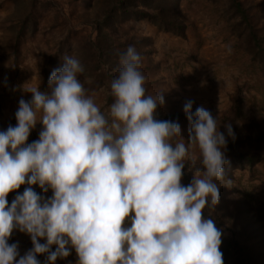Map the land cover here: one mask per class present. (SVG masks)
<instances>
[{"label":"clouds","instance_id":"9594fccd","mask_svg":"<svg viewBox=\"0 0 264 264\" xmlns=\"http://www.w3.org/2000/svg\"><path fill=\"white\" fill-rule=\"evenodd\" d=\"M84 70L65 55L47 90L25 89L31 99L19 100L15 126L0 131V264H40L39 254L55 264L73 250L76 264H224L222 231L203 211L219 202L217 181L231 184L217 120L186 102L185 140L178 122L156 119L164 97L146 94L134 46L119 53L106 112L78 78ZM37 124L38 139L27 143ZM197 150L202 168L185 186V161L195 163ZM14 230L30 237L23 255L8 243Z\"/></svg>","mask_w":264,"mask_h":264},{"label":"rangeland","instance_id":"374dc122","mask_svg":"<svg viewBox=\"0 0 264 264\" xmlns=\"http://www.w3.org/2000/svg\"><path fill=\"white\" fill-rule=\"evenodd\" d=\"M113 1L0 0V131L15 126L19 100L31 99L25 89L47 90L50 73L65 55L81 61L85 70L78 78L106 112L119 53L131 45L141 56L146 94L164 97L156 112L175 114L192 101L193 113L201 106L209 110L227 141L233 138L225 127L230 124L237 144L252 149L255 143L248 139L264 132V0H177L176 8L170 0H152V5L132 0L149 14L161 13L122 16L116 8L103 20ZM179 26L180 33L173 30ZM168 120L180 124L187 140L188 120L177 115ZM248 125V137L235 136ZM40 130L37 124L27 143L37 140ZM257 153L260 158L250 164L225 156V180L231 184L217 181L219 202L203 210L222 231L224 264H239L236 251L226 243L230 237L245 246L248 264H264V141ZM193 155L198 158V150ZM185 164L181 183L186 186L202 164L193 169L187 160ZM25 187L8 194L9 205ZM32 187L45 198L52 195L51 190L42 193L37 185ZM13 241L32 247L30 237L18 230L8 243ZM46 255H38L43 263ZM76 261L73 250L55 264Z\"/></svg>","mask_w":264,"mask_h":264},{"label":"trees","instance_id":"16d2710c","mask_svg":"<svg viewBox=\"0 0 264 264\" xmlns=\"http://www.w3.org/2000/svg\"><path fill=\"white\" fill-rule=\"evenodd\" d=\"M152 0H140V2L143 5H152ZM171 3L173 4V7L176 8L177 6V0H170ZM236 5V3H235ZM237 5H239V3L237 2ZM111 8L107 9L102 17L103 20H106L109 15L110 12H112V10H115L116 8L118 9V11L120 12V15L122 16H127V15H131L134 17H139V16H148L150 14H160V11H155L152 13H148L146 12L145 9L142 8V6H138L136 5L132 0H114L113 2H111ZM237 8V7H236ZM238 11L239 8L237 9ZM96 29H100V25L97 23L95 25ZM174 31H178L179 33L181 32V26H179L177 29H173ZM191 112L193 113V111L191 110ZM182 116L184 119L187 120L186 118V114L184 112V110H179L177 112H175V114L170 113V112H156V119L158 120H168V118L172 117V116ZM249 127L250 125L245 127V130L243 133L241 134H235L236 137L240 136L242 138H246L248 137V132H249ZM262 141H264V132L263 133H258L254 138L248 139V143L252 142L255 143V146L250 149V146H246V147H242L239 144H237L236 138H232L230 140L227 141V149L224 151V155L228 156L227 158L229 160H231V158H236L238 159L241 163H243V161H246L247 163H253L254 161L258 160L260 158V155L257 153V149L259 147V143H261ZM200 158H196L195 163H193V161L191 159L187 160V164L191 165V168H200ZM183 172L185 175H187L185 168L183 169ZM230 247L233 248V250L236 251L237 253V260L239 262V264H248L247 262V255H246V250H245V246L242 245L241 243H239L235 238L230 237L227 242H226ZM222 251V253L224 252V249H220ZM223 258H224V253H223Z\"/></svg>","mask_w":264,"mask_h":264},{"label":"crops","instance_id":"0c3cea01","mask_svg":"<svg viewBox=\"0 0 264 264\" xmlns=\"http://www.w3.org/2000/svg\"><path fill=\"white\" fill-rule=\"evenodd\" d=\"M13 243H16V242L13 241ZM29 249H30V248L20 247V246L18 245V251H19L20 255H23V254H24L27 250H29ZM18 258H19V257H18ZM37 259L40 261V264H45V263H43V259H42V257L38 256Z\"/></svg>","mask_w":264,"mask_h":264}]
</instances>
